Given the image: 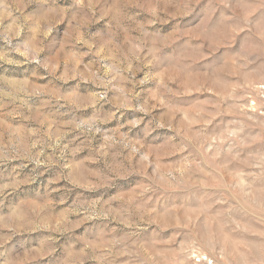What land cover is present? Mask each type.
Segmentation results:
<instances>
[{"label": "rangeland", "instance_id": "rangeland-1", "mask_svg": "<svg viewBox=\"0 0 264 264\" xmlns=\"http://www.w3.org/2000/svg\"><path fill=\"white\" fill-rule=\"evenodd\" d=\"M0 264H264V0H0Z\"/></svg>", "mask_w": 264, "mask_h": 264}]
</instances>
